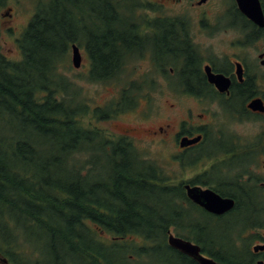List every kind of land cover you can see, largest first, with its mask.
Returning a JSON list of instances; mask_svg holds the SVG:
<instances>
[{
  "label": "trees",
  "instance_id": "trees-1",
  "mask_svg": "<svg viewBox=\"0 0 264 264\" xmlns=\"http://www.w3.org/2000/svg\"><path fill=\"white\" fill-rule=\"evenodd\" d=\"M119 1L39 0L19 39L21 58L0 44V254L14 264H133V256L150 259L157 248L169 253L161 264H195L167 241L172 224L177 235L189 236L179 224L183 187L129 142L85 124L90 112L105 120L137 106L141 89L125 85L119 97L91 109L60 69L80 43L93 59L90 81L120 77L125 69L107 67L120 49H132L114 39L121 24L104 15ZM122 1L132 9V0ZM8 2L0 0V30ZM19 219L43 238L50 262L20 235ZM205 251L218 260L239 257L231 249Z\"/></svg>",
  "mask_w": 264,
  "mask_h": 264
},
{
  "label": "flooded vegetation",
  "instance_id": "flooded-vegetation-1",
  "mask_svg": "<svg viewBox=\"0 0 264 264\" xmlns=\"http://www.w3.org/2000/svg\"><path fill=\"white\" fill-rule=\"evenodd\" d=\"M132 2L135 9L120 0L104 12L111 25L121 24L114 39H124V48L132 49H120L107 69H153V90L167 85L175 111L164 121L144 123L147 115L141 114L135 124L115 120L132 114L135 106L105 119L113 118V131L99 128L134 150L143 140L169 147L171 182L185 191V217L179 224L203 255L221 264H264V53L256 65L253 52L264 27L241 10L238 0ZM14 14L9 8L5 16L13 19ZM126 24L130 33L122 28ZM75 44L82 57L76 68L89 73L93 59L85 44ZM143 86L140 82L137 89ZM195 187L202 190L203 201L219 197L233 204L210 211L189 196L188 188ZM175 227L170 226L168 236L170 231L177 235ZM207 249L223 254L231 249L239 257L218 260ZM7 261L3 264H14Z\"/></svg>",
  "mask_w": 264,
  "mask_h": 264
},
{
  "label": "rangeland",
  "instance_id": "rangeland-1",
  "mask_svg": "<svg viewBox=\"0 0 264 264\" xmlns=\"http://www.w3.org/2000/svg\"><path fill=\"white\" fill-rule=\"evenodd\" d=\"M136 1L138 4L141 3L140 0ZM38 2L39 0H9L8 4L2 10L0 44L4 52L12 59L19 60L22 56L19 47V39L29 24L32 16L34 15ZM9 8H13V12L15 13L13 17L14 20L5 16ZM139 17H142L141 14H139ZM253 52L255 53L254 61L256 65H259V55L264 53V36L257 38ZM60 69L62 73L65 74L72 82L76 83L77 87H81L82 93L80 96L83 98L82 100H85V102L91 106V109L98 105L104 106L110 100L114 99L115 97H119L121 88L125 85H127V87L137 89V86H139L140 82L142 83V86L144 84L142 90L139 92L144 98L142 100L139 99L138 102H136L138 103L136 106V111H133L132 114H122L119 116V118L117 117V119H115L116 121L125 123V125L135 124L137 120L139 121V119L136 118L138 114L147 115V117H144L145 119H142L144 123H147L152 120H167L168 116L173 114L175 111L171 106V102L174 101L173 91H171L167 85L160 86V88L157 90L158 92L153 90V69H125L117 79L107 82H93L88 78L89 73L87 69H77L74 67L72 63V51L70 52L67 63ZM62 82L65 84V81ZM131 83H133L134 86H131ZM111 119L110 121L98 120L91 116L90 112L86 117L85 124L91 127L98 124V127L100 128L104 127L110 131H113ZM136 143L139 147V154L142 155L143 158L153 164L160 166L166 171V174L169 175L171 173L172 169H174V163L170 157L169 147H164V145H159L157 143L153 144L144 140L143 142L137 141ZM21 223L22 220L19 219V231H21L20 235L23 236L26 234V236H30L31 244L45 253L44 261L50 262L53 259V254L47 253L48 249L46 250V243L45 245L42 243L43 238L34 234V232L37 230L32 228L31 230H26L23 226H21L24 225V223ZM107 238H109L108 235L105 236V239ZM23 248L26 251L25 254L27 256H31L30 248L28 246H24ZM166 250L164 248L163 250L157 248L153 252V255L150 259H146L147 256L144 255L139 256L140 258L133 256L134 259H132V263L161 264L160 258L163 256L168 257L169 255L168 250ZM135 253L136 252H133L132 255ZM171 264L176 263L171 261Z\"/></svg>",
  "mask_w": 264,
  "mask_h": 264
},
{
  "label": "water",
  "instance_id": "water-1",
  "mask_svg": "<svg viewBox=\"0 0 264 264\" xmlns=\"http://www.w3.org/2000/svg\"><path fill=\"white\" fill-rule=\"evenodd\" d=\"M241 10L252 20H254L258 26L264 27V10L262 7L261 0H238ZM81 53L79 47L76 44L72 45V63L74 67H78L81 64ZM260 58H263V54L260 55ZM264 64V61H262ZM253 106H257L253 105ZM189 196L193 200L206 207L208 210L213 212H222L232 206V202H227L226 200H212L203 201V192L199 187L188 188ZM168 243L170 246L178 249L182 253L191 256L192 258L198 260L200 264H221L220 262L214 260L211 257H207L202 254L201 248L199 245L192 243L191 241L175 235L171 231L168 236ZM0 262L7 263L6 259H2Z\"/></svg>",
  "mask_w": 264,
  "mask_h": 264
}]
</instances>
